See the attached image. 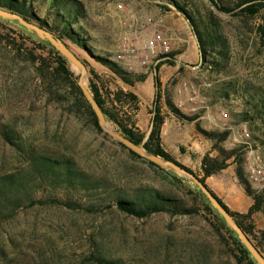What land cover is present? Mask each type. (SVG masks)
Returning a JSON list of instances; mask_svg holds the SVG:
<instances>
[{"label": "rangeland", "instance_id": "obj_1", "mask_svg": "<svg viewBox=\"0 0 264 264\" xmlns=\"http://www.w3.org/2000/svg\"><path fill=\"white\" fill-rule=\"evenodd\" d=\"M76 1L81 9L79 30L93 57L68 39L64 42L86 67L84 86L90 91L88 82L93 79L105 106L142 134V147L158 93L168 148L173 154L178 149L176 160L198 176L202 174L198 153L188 147L196 143L205 153H219L196 126L227 129V138L218 144L235 149L250 188L262 195L261 210L246 222L251 240L257 242L255 235L264 229V8L253 14L242 10L257 0H175L199 28H207L210 36L204 38L201 57L190 23L170 0ZM214 2L231 10H220ZM35 6L48 25H59L48 2ZM130 14L133 23L126 26ZM124 31L136 41L160 32L170 44L168 58L157 69L128 70L114 58ZM41 40L20 23L0 17V177L26 176L31 171L28 153H42L71 160L92 184L70 186L43 176L25 187L10 186L11 197L19 203L11 207L9 201L0 200V264H95L97 255L105 264H249L223 220L216 217L219 212L204 207L206 201L192 179L172 181L168 173L131 155L92 126L85 111L73 104L76 93L45 59L47 47ZM94 56L125 71L131 84ZM178 56L181 62L175 67ZM69 66L78 81V69ZM137 75L141 80L134 79ZM183 82L189 90H180ZM166 99L182 116L173 114ZM107 123L120 133L114 123ZM241 127L249 136L235 141L234 130ZM228 162L205 182L229 209L246 212L252 197L236 177V163L232 158ZM254 164L263 172L257 185L249 176ZM142 189L177 198L182 207L193 210L136 216L116 207V199L134 198ZM260 250L264 256L263 245Z\"/></svg>", "mask_w": 264, "mask_h": 264}, {"label": "trees", "instance_id": "obj_2", "mask_svg": "<svg viewBox=\"0 0 264 264\" xmlns=\"http://www.w3.org/2000/svg\"><path fill=\"white\" fill-rule=\"evenodd\" d=\"M48 2L49 7L53 9L54 18L59 22V25L55 27L53 24L48 25L47 21L43 17H39L36 12V3H43ZM170 3L175 6V8L182 13V15L188 20L190 23L192 32L195 35L198 47L200 49L201 57L203 56V46H204V38H208V31L206 27L202 29L199 28L195 22L191 19L190 15L181 6L177 1L170 0ZM215 6H218L220 10L230 11L229 7H221L214 2ZM0 8L13 11L18 13L26 20L35 21L36 24L39 26L48 29L54 35L59 37L64 41V39H68L69 41L76 44L78 47L85 50L89 55H92L90 48L86 44V39L83 34L80 32L79 28V15L81 9L79 4L76 0H0ZM260 8H264V0H257L255 3H251L246 5L242 10L248 13H255ZM73 24H76L73 26ZM206 33V34H205ZM47 47L45 52L46 57L45 59H50V67L54 73L58 74L61 79H63L67 86L71 88L77 95V98L73 101L74 106L78 107L79 110H84L85 114L88 116L89 120L92 123V126L99 132L103 130L98 124L97 118L85 98L84 94L82 93L78 83H77V76L74 75V72L69 66L68 61L64 58L56 48L51 45L48 41L41 40ZM44 48V47H43ZM169 54V53H168ZM167 55H160L158 57V63L168 58ZM94 58L99 61L100 63L107 65L110 69H112L115 73L119 75L122 81L127 84H131L132 77L127 78L128 75L125 71H121L117 68V66L109 61L107 58H103L100 56H94ZM44 60V59H43ZM155 69H157V65ZM142 75H137L134 79L141 80ZM159 83L157 76H154V85L157 86ZM90 92L92 93L94 99L99 104L106 121L114 123L120 133L124 135L126 138L130 139L137 145H139L142 141V134L136 133L133 126L128 125V123L124 122L118 113L112 109H108L103 101V95L100 93L99 87L93 81V79H89L88 82ZM121 92V91H120ZM122 93V92H121ZM125 95L129 96L130 98L134 99L133 93L126 92ZM157 96L158 93L155 94V100L153 101V109H152V119H151V126L149 132L147 134L146 140L143 142L144 149L151 154L158 155L159 157L165 160H171L184 168L189 173L193 174L197 177L206 187L207 189L214 195L218 201L222 204V206L230 213L233 217L235 222L239 225V227L244 231L247 237L251 240L252 231L249 229L247 225V221L249 220L250 216L256 212L261 210V202H262V195L260 193H254L250 188V184L248 183L247 179L244 177L241 162L238 157H235V149H224L218 143L225 140L228 136V130L216 131V130H205L198 125L196 129L199 133H201L206 138L212 141L213 148L218 150L219 155H211L210 153H205L200 161V169L202 172L201 176L196 175L189 167L185 166L184 164L180 163L176 159H174L168 152H166L160 141V132L161 126L164 122V117L160 113V109L157 105ZM168 108L175 114L176 116H182L178 109L173 105V103L166 99L165 101ZM193 118H190L192 120ZM7 135V134H6ZM12 138V137H11ZM119 145L126 148L131 155L136 157H140V155L134 153L127 147H125L121 142L117 141ZM16 146L21 148V145L18 142H15ZM28 160L31 166V171L26 176L20 174H6L0 177V200L4 199L10 202L12 205L11 207L16 206L19 202L12 198L10 195V186H15L16 183L20 186H26L29 182H32L37 179V177H46L51 179V181L57 183H67L70 186L78 183L83 186H91L92 181L90 178L84 173V171L80 169H76L73 167L71 160L64 159V158H57V157H50L45 154H33L28 153ZM232 158L233 162L236 163L235 167V174L240 184L243 185L244 191L247 195L252 197V203L249 205L246 212H237L229 209V207L207 186L205 183V178L207 176L214 175L218 173L221 169L225 168L229 162L228 160ZM149 165L155 166L156 168L165 171L170 175L172 181H179L182 180H189L187 177H180L181 175L177 174L171 169H163V167L159 166L158 164L147 161ZM198 190V194L206 201L204 207L208 210H214L213 205L208 201L204 193L200 190V188L194 184ZM116 207L123 212L128 214H133L136 216H144L149 214L150 212H157V211H168V212H183V213H190L193 209L192 208H184L181 205V201L177 198L165 196L160 194L158 191L151 190V189H142L139 191L138 194L134 198H118L115 201ZM70 204V203H68ZM212 212V211H211ZM217 218H221L223 221L222 225L227 229L228 232L232 234V240L234 241L238 251L248 259L249 264H257L254 259L251 257L248 250L240 241L238 235L229 228L225 223L224 219L220 214L216 215ZM256 241L251 242L256 246V248L262 253L260 250V245L264 246V229L260 230L257 235H255ZM104 259L97 255L94 257L95 264H105Z\"/></svg>", "mask_w": 264, "mask_h": 264}, {"label": "water", "instance_id": "obj_3", "mask_svg": "<svg viewBox=\"0 0 264 264\" xmlns=\"http://www.w3.org/2000/svg\"><path fill=\"white\" fill-rule=\"evenodd\" d=\"M0 17L12 21H16L26 27L27 29L35 32L39 37L43 40L48 41L51 45H53L56 50L70 63L76 67L79 71L78 77V85L84 94L85 98L89 102L101 129L111 136L113 139L121 142L125 147L133 151L134 153L140 155L141 157L152 161L159 166L167 169H171L177 174L192 179L196 185L200 188V190L204 193L208 201L213 205V207L219 212V214L223 217L226 224L231 228L239 237L242 244L257 262V264H264V256L262 253L256 248V246L251 242V240L247 237L244 231L239 227V225L235 222L230 213L222 206V204L218 201V199L212 195V193L207 189V187L193 174L186 171L184 168L176 164L171 160H165L158 155H154L145 151V149L126 138L121 133L114 130L110 127L105 119V116L99 106V104L94 99L92 93L84 86L83 77L86 73V67L83 61L68 47V45L59 37L54 35L51 31L46 28H43L36 24L33 21L26 20L24 17L15 13L13 11H9L3 8H0Z\"/></svg>", "mask_w": 264, "mask_h": 264}, {"label": "built area", "instance_id": "obj_4", "mask_svg": "<svg viewBox=\"0 0 264 264\" xmlns=\"http://www.w3.org/2000/svg\"><path fill=\"white\" fill-rule=\"evenodd\" d=\"M117 8H122L120 3L117 4ZM127 20L124 22L126 26H130L133 23V16L130 14L127 16ZM148 23L151 22V18H147ZM170 52V44L168 40L157 31H153L148 37L142 41H136L127 31H124L116 44V50L114 58L118 62L125 64L128 70L133 68H154L158 63V57L160 55H167ZM190 85L187 82L182 83L180 90H189ZM224 116L226 113H223ZM249 136V132L246 127L236 128L233 133V139L235 141H241ZM249 176L253 180V183L257 185L263 179V172L258 164H254L249 169Z\"/></svg>", "mask_w": 264, "mask_h": 264}, {"label": "crops", "instance_id": "obj_5", "mask_svg": "<svg viewBox=\"0 0 264 264\" xmlns=\"http://www.w3.org/2000/svg\"><path fill=\"white\" fill-rule=\"evenodd\" d=\"M174 61H176V64H175V67H177L178 65H179V63L181 62V59H180V57L178 56V57H176V59L174 60ZM164 123L165 122H163V124H162V126H161V132H160V141H161V145H162V147H163V149L166 151V152H168L170 155H172L173 157H174V159H177L176 157V155H179V153H178V149H175V153L173 154V152H174V150H170L169 148H168V145H167V136H166V138L165 137H163V126H164ZM188 148H190L191 149V152H196V154L198 155V164L200 165V161H201V158H202V156L205 154V150L203 149V147H199L198 146V144H193V145H190ZM202 175V174H201ZM211 176H213V175H211ZM211 176H207L206 178H209V177H211ZM206 183V182H205ZM227 205V204H226Z\"/></svg>", "mask_w": 264, "mask_h": 264}]
</instances>
